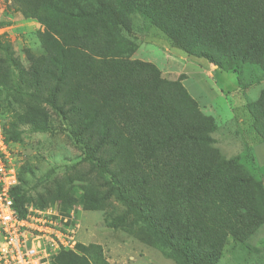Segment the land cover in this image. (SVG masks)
Masks as SVG:
<instances>
[{
    "label": "trees",
    "instance_id": "trees-1",
    "mask_svg": "<svg viewBox=\"0 0 264 264\" xmlns=\"http://www.w3.org/2000/svg\"><path fill=\"white\" fill-rule=\"evenodd\" d=\"M16 3V9L51 30L43 36L47 55L29 54V68L13 58L10 42L6 47L0 42L6 53L0 56V85L11 80L7 63L12 57L33 88L19 100L21 112L12 128L49 131L46 106L71 118L79 134L94 143L99 170L112 173L108 192L127 208L107 217V225L135 228L177 264H218L230 236L243 241L242 225L264 206V188L253 185L238 162L226 160L212 146L213 118L202 114L181 82L163 79L154 64L131 60L138 50L134 17L160 29L173 48L236 72L241 83L247 67L264 79V0ZM249 112L264 140V91L256 104H249ZM12 138L16 141L19 134ZM19 182L13 192L18 212L25 213L34 201L38 208L48 207V201L28 196L20 168ZM157 192L162 209L155 202ZM83 205L99 209L87 196ZM63 253L54 264H67Z\"/></svg>",
    "mask_w": 264,
    "mask_h": 264
},
{
    "label": "rangeland",
    "instance_id": "rangeland-1",
    "mask_svg": "<svg viewBox=\"0 0 264 264\" xmlns=\"http://www.w3.org/2000/svg\"><path fill=\"white\" fill-rule=\"evenodd\" d=\"M10 4L14 7L10 8ZM18 6L16 0H0V42L4 47L10 42L13 58L29 68V54L37 58L47 55L43 36L51 28L37 18L27 17L16 9ZM89 8H94L90 2ZM133 30L138 50L131 60L154 64L163 79L181 82L202 114L213 118L216 130L211 134L212 146L226 160L238 162L240 171L253 180V185L264 188V140L256 133L249 112V104H256L264 91V79L247 67L240 74V83L236 72L222 70L205 59L173 48L160 29L139 16L134 17ZM0 56L6 53L0 50ZM12 60L10 57L7 63L11 80L0 85V117L19 154L22 187L28 196L48 201V207H57L65 214L75 211L78 245L64 251L65 262L177 264L158 246L140 238L135 228L133 231L107 225V217L126 213L127 208L108 192L113 186L109 182L112 173L99 170L94 143L87 135L79 134L71 118L46 106L52 120L49 131L36 132L31 126L12 128L21 112L19 100L33 92ZM15 132L19 134L16 141L12 138ZM85 196L98 202L99 209L85 210ZM155 202L162 205L159 192ZM37 205V201L30 204ZM131 220L136 219L131 216ZM242 232L243 241L229 237L218 264H264V206L244 222Z\"/></svg>",
    "mask_w": 264,
    "mask_h": 264
},
{
    "label": "built area",
    "instance_id": "built-area-1",
    "mask_svg": "<svg viewBox=\"0 0 264 264\" xmlns=\"http://www.w3.org/2000/svg\"><path fill=\"white\" fill-rule=\"evenodd\" d=\"M0 117V264H54L63 251L74 250L79 223L75 211L30 206L15 207L19 186V157Z\"/></svg>",
    "mask_w": 264,
    "mask_h": 264
}]
</instances>
